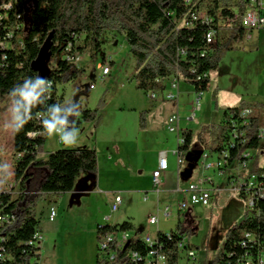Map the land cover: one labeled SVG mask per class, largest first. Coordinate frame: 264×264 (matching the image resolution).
Wrapping results in <instances>:
<instances>
[{"label":"trees","instance_id":"trees-1","mask_svg":"<svg viewBox=\"0 0 264 264\" xmlns=\"http://www.w3.org/2000/svg\"><path fill=\"white\" fill-rule=\"evenodd\" d=\"M9 3L12 7L5 8ZM247 6L246 0H0V113L13 103L15 115L28 121L20 131L16 130L20 121L14 122L12 158L20 193L15 198L11 194L0 195L8 210L17 215L6 243L12 258L0 264H35V260L38 264L41 246L30 244L39 230L38 203L56 202L61 194L73 192L84 175H93L94 184L97 183L99 158L95 146L62 148L46 159L39 158L47 140L42 122L53 121L56 108L60 109L58 116L63 112V95L58 85L80 80L86 72L84 66L68 60V56L82 55L90 49L95 59L107 32L119 31L136 58L133 81L138 89L162 93L168 88L167 80L177 77L193 84L196 92L204 93L210 89L211 72L219 68L226 52L233 48L232 41L244 40L251 32L242 22ZM212 29L217 30V40L210 44L207 34ZM45 44L48 55L43 61L49 71L42 76L33 62L40 57ZM107 60L104 57L103 61ZM40 80L44 83L39 84ZM29 84L39 85V95L31 104L21 95ZM101 104H105L104 99ZM257 105L264 107L261 102ZM245 109L251 110L248 122L237 125V131L244 135L237 146L229 148V159H241L244 152L252 151L250 172L263 170L264 139L259 136L262 118L251 107L229 109L223 121L198 131L182 130L181 163L194 138L206 151L221 154L235 129L233 120H238ZM146 113H140L142 128L146 125ZM81 115L75 126L80 127L83 121L93 123L94 136L101 121L99 108L83 109ZM39 131L43 134L31 135ZM196 230L195 216L188 215L170 236L163 231L157 233L166 264H180L178 246L183 237L189 241V247L195 248L190 239ZM114 231L136 230L130 221L98 225V244ZM246 232L264 240V214L250 216L246 211L245 219L227 231L219 254L204 264H240L247 256L255 259L259 247L247 240ZM137 235L123 248L110 245L108 251L116 253L113 260L102 259L98 247L96 264H127L129 252L149 253L151 248ZM213 241L214 236L209 245Z\"/></svg>","mask_w":264,"mask_h":264},{"label":"rangeland","instance_id":"rangeland-1","mask_svg":"<svg viewBox=\"0 0 264 264\" xmlns=\"http://www.w3.org/2000/svg\"><path fill=\"white\" fill-rule=\"evenodd\" d=\"M116 32V35L111 33L105 37L95 59H92L90 49L81 55L79 65L86 68L82 83L77 80L58 85L59 93L63 95V111H79L78 117L81 118L83 109L99 108L100 130L98 127L92 138L91 122L83 121L82 126H75L79 135L78 142L73 147H98L101 151L99 161L102 173L100 172V185L95 187L94 192L85 194L80 203L73 204L71 196L67 193L61 194L56 202L38 203L36 215L40 221L39 230L45 235L40 264H76V258L80 255L78 247L86 249L85 264H96L98 221L102 216L105 218V215L124 213L126 218L119 223H134L135 230L142 236H156L160 230L167 233L176 230L179 221L184 218L179 217L178 202L181 195L178 197L175 190L177 191L178 187L186 188L191 180L208 174L212 175L215 181L212 204L195 206L193 212L189 213L195 216L197 227L196 233L191 235L190 243L198 252L199 263L204 264L206 260L214 259L219 254L227 231L245 219V202L232 186L227 185L230 183H226L224 177L214 169L205 171L201 168L206 150L196 138L193 139L192 146L181 164L171 152L177 148L178 137L182 135L181 128L198 131L203 126L219 123L225 118V111L236 107H251L253 112L262 118L264 127V107L257 105L258 102L264 103V30L247 32L244 40L232 41L233 48L226 52L219 68L211 72L212 87L204 92L202 110L193 120L188 116L196 98L194 85L181 79L180 107L176 100L150 99L147 92L136 87L133 81L136 58L130 51L124 35ZM112 40L114 41L111 43ZM103 53L112 65V72L105 78V82L100 79L102 64L105 62ZM47 55L45 44L42 54L33 62V66L40 70L42 76L47 75L49 71L43 61ZM93 82L96 86L90 89L88 83ZM103 99L105 104H101ZM140 111H147L145 130L139 128ZM248 111L249 109H245L242 112ZM1 113L0 163L9 164L14 172L12 148L15 113L12 109L4 111L2 115ZM178 113L181 115L180 130L173 132L170 130L169 118ZM75 127L71 134H74ZM63 130L66 132L65 128ZM45 135L47 140L39 158L46 159L58 149L72 148L59 141L58 133L49 136L45 132ZM116 145L127 154L128 161L125 159L127 162H122L127 164L125 168L114 166L117 158ZM164 149L169 151L170 169L163 174L162 183L154 186L153 171L158 163V153ZM173 156L176 158L175 162ZM189 164L194 166L193 173L186 176L185 170ZM177 165H180L179 182ZM1 177L7 179L2 173ZM13 177L14 175L10 178ZM168 188L175 190L168 193L165 191ZM158 189L161 193L157 192ZM112 192H120L123 197V203L116 213H112L106 201L108 197H112V208L115 199ZM146 193L149 195L147 200L144 199ZM167 205L173 208L169 217L162 213ZM51 206L57 209L54 220L49 219ZM158 213V225L150 224V216ZM213 236L214 241L209 245ZM180 264H187L184 252Z\"/></svg>","mask_w":264,"mask_h":264},{"label":"built area","instance_id":"built-area-1","mask_svg":"<svg viewBox=\"0 0 264 264\" xmlns=\"http://www.w3.org/2000/svg\"><path fill=\"white\" fill-rule=\"evenodd\" d=\"M188 1V0H187ZM248 6L243 14L242 22L244 27L248 30L253 31L256 29L264 28V0H246ZM5 8L10 9L12 4H5ZM200 16H194V19H198ZM231 26V25H230ZM217 40V30L212 29L207 34V42L210 44L215 43ZM81 55L68 56V60L74 61L79 65L81 61ZM112 72V65L110 60L103 62L100 79L105 82L107 76ZM169 80V79H168ZM181 79L173 77L170 82L171 90L167 88L165 92L152 91L147 93L152 100H176L179 95V85ZM95 83L90 84V89L95 88ZM210 88V86H209ZM202 93H196L195 101L191 109V119H195L198 116V112L202 110ZM251 110L248 112H241L238 120H233L235 129L233 134L226 142L225 150L220 153H211L205 151L201 161V168L205 171L214 169L220 176L224 177L226 183H230L234 190H236L241 198L245 202L246 211L250 216H261L264 214V169L258 172H250V158L253 157L252 151L243 153V157L230 160L229 148L235 147L241 141L240 137L244 135L243 132L237 131L238 123L246 124ZM39 117H44L39 115ZM45 119V117H44ZM50 121L45 119V121ZM170 130H180V116L174 114L169 118ZM41 135L43 131L31 133V135ZM59 134V133H58ZM259 136L264 139V127L259 130ZM60 141V137H59ZM61 142V141H60ZM183 142V135H181L179 144ZM174 154L177 156L179 164H181L182 152L180 149H176ZM215 158V159H213ZM169 168L168 152L162 151L159 154V162L157 168L153 171V184L159 186L163 181V174ZM2 178V177H1ZM0 178V179H1ZM215 186L214 177L212 175L204 174L196 180H191L189 185L181 190L180 199L178 202V212L180 218H186L193 212L195 206H209L213 201V190ZM221 187V186H220ZM223 188V187H222ZM220 188V189H222ZM20 193V185L16 181L15 177L1 179L0 181V195L11 194L13 198L17 197ZM148 196L145 197V200ZM123 203L122 194H116L114 203L112 205V211L117 212ZM162 210L159 212L161 214ZM173 208L171 205L165 206L163 209V215L169 217L172 215ZM154 214L150 216L149 223L157 225L160 221V214ZM57 216V209L55 206L50 207L49 219L54 220ZM192 216V215H191ZM16 213L8 210V204L0 199V261H6L12 258L11 254L8 253L6 243L9 238V228L13 225L16 220ZM170 236V233H168ZM245 236L247 240L254 242L259 247V254L254 259L253 257L243 258L240 264H264V240H260L258 236L252 232H246ZM137 233L131 231H114L106 235L105 239L98 244L101 251V257L104 260H113L116 257L115 251H108L111 244L116 248L125 247L132 239H137ZM43 234L41 230H37L34 235V239L30 241V244L41 246L43 241ZM143 241L151 248L149 253L146 255L141 254L138 251L129 252L130 262L127 264H166V255L162 252V246L158 242L157 236H151L147 234L142 236ZM247 241L243 244L246 245ZM158 245V246H157ZM178 249L182 256V252L185 253L187 264H200L198 260V252L195 248L189 247V242L186 237H183L179 243ZM138 254V255H137ZM36 264V260L33 261ZM40 261H38L39 264Z\"/></svg>","mask_w":264,"mask_h":264},{"label":"crops","instance_id":"crops-1","mask_svg":"<svg viewBox=\"0 0 264 264\" xmlns=\"http://www.w3.org/2000/svg\"><path fill=\"white\" fill-rule=\"evenodd\" d=\"M258 32H260V31H263L264 30V28H262V29H256ZM112 33V35H116V31H108L107 32V34H106V37L108 36V35H110ZM114 40H112L111 41V43L113 42ZM106 58V56H105V53H103V58ZM84 78V77H83ZM83 78H81L80 79V81H81V83H82V79ZM171 80L172 79H169V80H167V83H168V88H169V90H171V86H170V82H171ZM90 84L91 83H88V87L90 88ZM181 82H180V85H179V87H180V89H179V95H178V98L176 99V101H178V106L180 107V104H179V101H180V96H181V94H182V90H181ZM212 87V85L210 86V88ZM195 92H196V90H195ZM197 93V92H196ZM204 94V93H203ZM202 98H203V96H202ZM10 109H12L13 111H14V104L13 103H11L10 104V106H9V108H8V110H10ZM63 112H66V113H69V111H63ZM62 112V113H63ZM141 112V111H140ZM140 112H139V128L141 129V130H145L146 128H147V123H146V125H145V127L144 128H142L141 126H140ZM178 112L180 113V109L178 108ZM15 113V112H14ZM71 113H76V112H71ZM178 113V114H179ZM3 114V112L1 113V115ZM181 114V113H180ZM179 114V116H180V121H181V115ZM174 115V114H173ZM79 116V115H78ZM191 117V114H190V116H188V118L189 119H191L190 118ZM197 118V117H196ZM15 119H16V115H15V117H14V122H15ZM192 120V119H191ZM147 122V121H146ZM1 121H0V126H1ZM93 124V123H92ZM81 126H82V124H81ZM182 130H184L183 128H181ZM186 129V128H185ZM73 130V129H72ZM99 130H100V127H99ZM181 130V131H182ZM72 132V131H71ZM99 132V131H98ZM91 134H92V138H93V130H92V132H91ZM98 134V133H97ZM98 137V136H97ZM99 138V137H98ZM94 140H96L95 138H94ZM179 140H180V137H178V145H177V148H175V149H173L172 150V152H171V154L172 155H174L175 157H177L175 154H174V151L176 150V149H178L179 148ZM98 148V147H97ZM115 149H116V155H117V158H116V160L114 161L115 163H114V166H116V168H125V166H127V164H124V163H122V162H127L128 161V159H127V154H125V151H123V149L119 146V145H116L115 146ZM97 151H98V158H100V153H101V151L99 150V149H97ZM162 151H166V152H168V154H169V151H167V150H161L160 152H162ZM160 152L158 153V162H159V154H160ZM173 156V159H174V162H175V160H176V158ZM110 158V157H109ZM127 161H126V160ZM178 159V158H177ZM122 160V161H121ZM124 160V161H123ZM168 160H169V157H168ZM179 162V161H178ZM175 164V163H174ZM157 166H158V163H157ZM157 166H156V168H157ZM180 166V165H179ZM179 166L177 165V173H178V182H179V179H180V176H179ZM155 168V169H156ZM170 169V161H169V168H168V170ZM174 171H175V169H174ZM100 172L102 173V169H101V166H100V161H99V174H98V178H97V183H96V185L94 184V180L91 178V179H89V181H88V184H89V188L87 189V191L86 192H84L82 195H81V197L79 198V200H76V199H73V193H74V191L73 192H69V193H67V194H69L70 196H71V200H72V203L74 204L75 202H81V198L85 195V194H87V193H89L90 191H92V192H94V190H95V187H97V186H99L100 185V181H101V174H100ZM85 176V175H84ZM84 176H82V177H84ZM14 177H15V174H14ZM224 185V184H223ZM183 189H185V188H181V187H178L177 188V191L175 190V189H172V188H168L167 190H165V191H167L168 193H170V192H172V191H174L175 190V192H176V194L178 195V197L180 196V192H181V190H183ZM158 193H161V190L160 189H158V191H157ZM109 193V192H108ZM107 192H105V194H108ZM112 194L114 195H116V194H121L120 192H112ZM146 196H148V198H149V195H148V193H146L145 194ZM145 196V197H146ZM177 197V196H176ZM145 199V198H144ZM106 201L108 202V207L111 209V211H112V208H111V204H112V202H113V199H112V197H108V199H106ZM158 201H159V195H158ZM112 213H116V212H113L112 211ZM106 217L104 218V216H102V217H100L99 218V221H98V225H104V224H111V225H114V224H117V223H119L120 221H122V220H124L125 218H126V216H125V214L123 213V214H116V215H105ZM152 216V215H151ZM158 225V224H157ZM160 231H162V230H160ZM159 232V231H158ZM157 232V233H158ZM164 232V231H163ZM135 233H137V231H135ZM42 234H43V241H44V239H45V235H44V233H43V231H42ZM97 234V233H96ZM142 236V235H141ZM157 236V235H156ZM156 236H154V237H156ZM42 250H43V242L41 243V259H40V261L42 260ZM85 250L86 249H84L83 247L80 249L79 247H78V252L80 253V255H78V258H76V264H85L86 263V261H85ZM73 253V252H72ZM39 264H40V262H39Z\"/></svg>","mask_w":264,"mask_h":264},{"label":"clouds","instance_id":"clouds-1","mask_svg":"<svg viewBox=\"0 0 264 264\" xmlns=\"http://www.w3.org/2000/svg\"><path fill=\"white\" fill-rule=\"evenodd\" d=\"M30 78L26 79L25 81H28ZM44 81L40 80L39 84H43ZM48 83L51 85V82L48 81ZM39 85L32 86V85H27L26 89L21 93L23 99L28 103L31 104L34 102L39 93L37 92V88ZM77 108L79 107L77 104H75ZM19 111V110H17ZM57 113V117L53 121H43L42 125L43 128L46 130L49 136L57 135L59 133L60 141L64 143L68 147H73L77 144L78 142V135H79V130L75 127V132L74 134H69L64 132V127L67 124L66 119H59V112L60 109L56 108L55 109ZM68 114H72L71 111H69ZM79 115V111H76V116ZM16 120L20 121V126L16 127L17 131H20L23 126L28 122L27 120H23L19 115L16 116ZM75 125V122H73ZM0 173L4 175L5 178H10L12 175H14V172L11 169V166L7 163H0ZM138 255V254H137Z\"/></svg>","mask_w":264,"mask_h":264},{"label":"water","instance_id":"water-1","mask_svg":"<svg viewBox=\"0 0 264 264\" xmlns=\"http://www.w3.org/2000/svg\"><path fill=\"white\" fill-rule=\"evenodd\" d=\"M78 118L79 117L76 116V113L68 114L66 112H63L59 115V119H66L67 124L64 128H65L66 133H69V134H71L72 129L75 127ZM73 122H75V125ZM193 168H194L193 164H189L185 170V173L187 175H191L193 173ZM91 178L93 179L94 176L87 174L78 180L74 188L73 199L79 200L81 195L87 191V189L89 188L88 181Z\"/></svg>","mask_w":264,"mask_h":264}]
</instances>
